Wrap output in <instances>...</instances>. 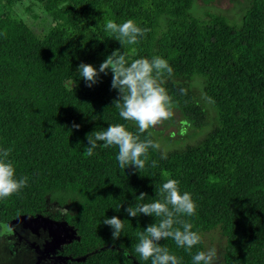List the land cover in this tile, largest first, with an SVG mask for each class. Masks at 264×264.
<instances>
[{"label": "trees", "instance_id": "trees-1", "mask_svg": "<svg viewBox=\"0 0 264 264\" xmlns=\"http://www.w3.org/2000/svg\"><path fill=\"white\" fill-rule=\"evenodd\" d=\"M33 1L48 22L42 36L15 14L14 0H0V149L11 150L17 177L28 178L18 194L0 200V229L20 216L51 217L74 229L63 251L80 264H151L134 246L138 227L159 218H129L124 208L141 192L148 199L136 203L163 200L161 186L171 178L191 194L196 213L180 219L201 237L191 251L172 239L160 242L181 264L205 252L203 235L213 230L225 239L223 264H264V0H247L240 25L222 15L195 18V0ZM129 19L147 29L133 45L106 31L108 21ZM114 50L129 62L167 60L173 73L163 79L172 106L194 127L207 126L191 143L149 149L139 171L121 169L118 148L103 142L85 155L86 136L95 130L124 124L138 132L113 105L118 93L110 71L91 88L77 73L81 63L99 70ZM194 91L200 99L191 101ZM203 102L214 113L210 127L187 115L202 114ZM140 136L156 142L151 129ZM67 206L73 211H63ZM113 215L129 220L115 244L103 225Z\"/></svg>", "mask_w": 264, "mask_h": 264}, {"label": "clouds", "instance_id": "clouds-1", "mask_svg": "<svg viewBox=\"0 0 264 264\" xmlns=\"http://www.w3.org/2000/svg\"><path fill=\"white\" fill-rule=\"evenodd\" d=\"M106 31L117 34V40L121 44L126 42L133 45L147 29H142L129 19L120 24L108 21ZM109 71L112 74L111 88L118 93L113 105L119 109V116L124 121L136 125L138 132L134 134L124 124H112L106 130H95L86 136L89 146L85 147V155L92 156L98 142H103L104 148H118L116 159L121 169L135 168L139 171L145 167L149 149L158 150L160 147L150 138L141 140L140 134L148 132L173 115L172 98L164 87L163 79L165 74L171 76L173 69L167 60L159 56H154L151 60L139 58L129 62L127 54L120 50H114L108 55L100 64L99 70L84 63L77 69V73L90 88L98 82L101 73L107 75ZM180 91L181 94H186V90ZM72 128L79 130L80 125L73 123ZM10 152V149H0V200L18 194L28 183L27 177H17L14 163L9 159ZM156 166L157 162L152 161V167ZM160 192L163 200L136 203L148 199L147 193L141 192L135 196L134 205L129 204L124 208L129 218H138L141 215L159 218L158 222L149 224L142 230L138 227L139 242L134 250L140 259L150 261L151 264H181V259L170 253L167 246L160 242L172 239L177 247L188 251L201 242L200 235L192 230V224L180 219L195 215L196 204L189 192L181 193L178 180L169 178L162 184ZM122 207L123 205L119 211ZM126 221L129 220H122L118 215L103 220V225L110 230L113 244L121 239ZM124 255L128 253L124 252ZM215 257V249L200 251L192 257V264H211Z\"/></svg>", "mask_w": 264, "mask_h": 264}, {"label": "rangeland", "instance_id": "rangeland-1", "mask_svg": "<svg viewBox=\"0 0 264 264\" xmlns=\"http://www.w3.org/2000/svg\"><path fill=\"white\" fill-rule=\"evenodd\" d=\"M13 9L15 14L23 19L28 26L37 34L44 35L48 22L45 21L41 5L33 0H14ZM247 0H195L191 8V14L200 20H208L211 15H222L232 25H240L243 8ZM192 101L200 99L196 91L188 94ZM199 111L187 115H199L197 122L209 120L214 113L207 110V105H199ZM206 111V112H205ZM210 113V115H209ZM207 126L194 127L188 121L184 112L173 106V115L170 119L151 128L156 143L161 150L178 148L198 139L201 132ZM63 211L72 212L70 206L64 207ZM76 238L74 229L63 221H57L51 217L20 216L14 221L3 224L0 229V264H80L82 258H73L63 251V245ZM205 252L210 249L216 250V257L211 264H223L225 239L218 230L207 232L203 235Z\"/></svg>", "mask_w": 264, "mask_h": 264}]
</instances>
